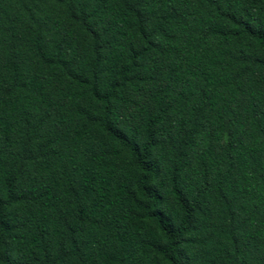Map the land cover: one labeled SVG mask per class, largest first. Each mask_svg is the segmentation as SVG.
I'll use <instances>...</instances> for the list:
<instances>
[{
	"label": "trees",
	"instance_id": "1",
	"mask_svg": "<svg viewBox=\"0 0 264 264\" xmlns=\"http://www.w3.org/2000/svg\"><path fill=\"white\" fill-rule=\"evenodd\" d=\"M0 264H264V0H0Z\"/></svg>",
	"mask_w": 264,
	"mask_h": 264
}]
</instances>
